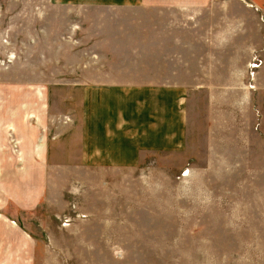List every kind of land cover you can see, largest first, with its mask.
I'll list each match as a JSON object with an SVG mask.
<instances>
[{"label":"rangeland","instance_id":"1","mask_svg":"<svg viewBox=\"0 0 264 264\" xmlns=\"http://www.w3.org/2000/svg\"><path fill=\"white\" fill-rule=\"evenodd\" d=\"M196 1L0 0V264H264V16Z\"/></svg>","mask_w":264,"mask_h":264},{"label":"crops","instance_id":"2","mask_svg":"<svg viewBox=\"0 0 264 264\" xmlns=\"http://www.w3.org/2000/svg\"><path fill=\"white\" fill-rule=\"evenodd\" d=\"M68 1H73V3L88 1V3L94 2L95 4L109 5V6H115V7L123 6L125 8H132V7L145 6V5L152 6V3L157 4V5H161V3L166 4L167 1H169L170 3L172 2L173 4H176L177 2L181 1L182 5L188 6V8H192V6L194 5V2H197L196 0H159V1L158 0H140V1L139 0H137V1H135V0H62V2H68ZM243 1L244 2H242V1L241 2L243 3V5L245 7H249L251 9H253L254 11H257L258 15L264 16V0H243ZM170 3H168V4H170ZM255 56H257V55L255 54L254 57ZM135 87H140V88H135ZM148 87H150L149 89H153V91H155L156 93H160V92L166 93L164 91H171V92L174 91L175 92L174 97L177 100L176 108L180 109V110H181V108H183V100H187V97H188L187 91H185L184 93H182L181 91H176L178 89L176 87H167L166 85H164V86H148ZM117 89H119V88H113L112 90H117ZM125 89L131 90L132 91L131 94H133V91H135V90L139 91V90L147 89V87L131 85V86H126ZM127 94H128V91H127ZM102 97L104 99L106 98V96L100 95L101 99L98 102H100V103L102 102ZM131 107L132 106L130 105L128 108H126V105H125V107L122 106L121 109L123 112L128 111V112L132 113L134 110V107H132V108ZM97 108H98V110L103 111V113L100 112L98 117H95L97 119H94V124L97 123V129H100L102 127V123H104V122H100V121H98V119L101 118V116L104 113L106 115L109 114L110 110L108 109V107H106L105 104L104 105L99 104V105H97ZM88 111L89 112L92 111V108ZM90 117H91V114H90ZM79 118H80V116L77 118L76 121L80 123ZM105 123H107V122H105ZM90 125H91V118H90V122H89V126ZM109 126L110 125L107 123V126L105 128H109ZM125 126H126V118L122 117L118 122V128L120 129V127H121L123 129V128H125ZM80 128H82V125L79 127L78 130L85 134V131L81 130ZM93 137H95L94 141L96 142V147L103 148L102 145L107 146L108 150L102 151L100 154H103L104 152H106L107 154L118 153V154H120V156L116 157L117 159H120V157H125V160H120L119 163L117 162L119 164L117 166H121V164L127 163L128 162L127 157L130 158L132 156L131 152L127 148L128 143L125 144L123 142L121 135H115L114 139H112V135H110L109 133H106V134L97 133V135L94 134ZM83 138H85V137L83 136ZM153 138H154V136L147 137V139L145 140L144 143L149 142V145H155V142L150 141ZM85 145H86V143H85ZM36 148L41 149V147H38V145H36ZM42 148H44V145H42ZM118 148H120V151ZM105 158H107V157H105ZM95 160H98V155L96 156ZM122 161H125V162H122ZM103 162H111V160L104 159ZM101 166H103V165H101Z\"/></svg>","mask_w":264,"mask_h":264},{"label":"built area","instance_id":"3","mask_svg":"<svg viewBox=\"0 0 264 264\" xmlns=\"http://www.w3.org/2000/svg\"><path fill=\"white\" fill-rule=\"evenodd\" d=\"M255 58H257V56H255ZM255 63V62H254ZM255 64H251L250 65V69L252 70V68H254Z\"/></svg>","mask_w":264,"mask_h":264}]
</instances>
